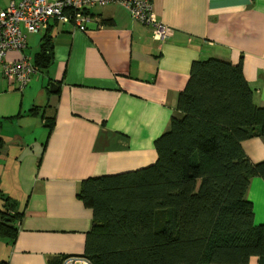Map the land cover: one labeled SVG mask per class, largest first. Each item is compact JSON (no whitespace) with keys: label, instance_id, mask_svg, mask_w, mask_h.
I'll return each instance as SVG.
<instances>
[{"label":"crops","instance_id":"crops-1","mask_svg":"<svg viewBox=\"0 0 264 264\" xmlns=\"http://www.w3.org/2000/svg\"><path fill=\"white\" fill-rule=\"evenodd\" d=\"M89 16L84 32L49 24L52 62L23 89L7 85L0 67V196L21 216L15 241L0 237V263L83 254L93 217L78 198L80 183L156 162L154 142L169 128L192 62L242 59L254 103L264 108V0H152L155 21L172 31L163 42L117 4ZM45 31L26 34L32 62L39 47L29 52V42ZM241 145L251 163L264 162V138ZM246 198L254 224H264V180L252 178Z\"/></svg>","mask_w":264,"mask_h":264},{"label":"trees","instance_id":"trees-1","mask_svg":"<svg viewBox=\"0 0 264 264\" xmlns=\"http://www.w3.org/2000/svg\"><path fill=\"white\" fill-rule=\"evenodd\" d=\"M44 34L38 71L53 59L51 31ZM256 137L264 138V108L254 103L242 59L192 62L169 128L154 142L156 162L80 183L78 198L93 221L78 257L89 264H248L256 257L264 264V224H254L246 198L251 179L264 180V162L251 163L241 145ZM0 199V237L12 244L21 216Z\"/></svg>","mask_w":264,"mask_h":264},{"label":"built area","instance_id":"built-area-1","mask_svg":"<svg viewBox=\"0 0 264 264\" xmlns=\"http://www.w3.org/2000/svg\"><path fill=\"white\" fill-rule=\"evenodd\" d=\"M110 4L123 7L134 21L148 26L153 40L163 42L170 37L172 31L152 16V0H11L5 9L0 8V67L7 85L21 90L38 73V68L24 54L26 34L44 32L51 22L84 32L90 21L89 10ZM9 52L21 56L7 61ZM64 264L89 263L71 256L64 260Z\"/></svg>","mask_w":264,"mask_h":264},{"label":"rangeland","instance_id":"rangeland-1","mask_svg":"<svg viewBox=\"0 0 264 264\" xmlns=\"http://www.w3.org/2000/svg\"><path fill=\"white\" fill-rule=\"evenodd\" d=\"M41 35H39V36H37V38L36 39H38V41L36 42H34V43H32V42H29V52H34V50H37L38 49V47H39V45H40V43H41V37H40ZM38 51V50H37Z\"/></svg>","mask_w":264,"mask_h":264},{"label":"water","instance_id":"water-1","mask_svg":"<svg viewBox=\"0 0 264 264\" xmlns=\"http://www.w3.org/2000/svg\"><path fill=\"white\" fill-rule=\"evenodd\" d=\"M56 86H55V84L54 83H52L51 85H50V92L51 93H55L56 92Z\"/></svg>","mask_w":264,"mask_h":264}]
</instances>
